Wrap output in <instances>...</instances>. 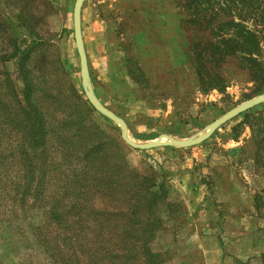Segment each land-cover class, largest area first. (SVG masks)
<instances>
[{"label":"rangeland","instance_id":"rangeland-1","mask_svg":"<svg viewBox=\"0 0 264 264\" xmlns=\"http://www.w3.org/2000/svg\"><path fill=\"white\" fill-rule=\"evenodd\" d=\"M73 2L0 0V264H262L264 175L253 159L251 118L236 115L185 148H130L118 126L90 111L82 94ZM181 16L173 0L81 3L89 87L137 142L194 138L264 92V83L244 71L233 74L229 63L219 70L231 71L226 86L201 89L185 56ZM22 34L33 46L24 75L16 59L2 60ZM21 76L45 114L41 146L20 114ZM254 106L250 116L264 113V102ZM99 140L107 149L96 147ZM90 145L92 163L104 152L133 172L112 170L105 176L109 186L98 184V192L82 167ZM148 169L155 179L144 174ZM148 178L162 182L166 200L180 210L159 205L152 215L154 207L142 205ZM156 215L159 226L147 244L154 262L142 255L140 239Z\"/></svg>","mask_w":264,"mask_h":264},{"label":"trees","instance_id":"trees-1","mask_svg":"<svg viewBox=\"0 0 264 264\" xmlns=\"http://www.w3.org/2000/svg\"><path fill=\"white\" fill-rule=\"evenodd\" d=\"M173 1L175 7L182 14L180 29L183 38L186 40L188 49L185 56L193 68L201 89H220L226 86L233 70L237 71L236 74L239 71H244L250 80L264 83V0ZM25 36L22 34L19 43L17 42L18 44L16 43L17 45L6 56L2 57L4 61L12 58L16 59L18 72L21 75L26 73L24 70L26 61L33 50L32 44L30 45L26 42ZM227 63L232 66V70L220 74L219 70L223 68V64ZM21 78L23 86L20 94L24 104L20 107V114L22 115L24 125L27 122L30 133L36 136V144L41 146L45 144L42 137L44 138L47 133L45 114L35 106L34 102H31L33 100L30 97V88L27 80L24 76H21ZM27 108L29 109L26 110ZM89 108L90 111H95L90 105ZM254 108L255 106H252L238 115H241L245 120L248 118L253 119L247 121V123L251 122L249 127H251L250 139L253 146V159L257 166L262 169L264 175V113L259 112L250 116L247 112L254 110ZM23 114L28 117L24 118ZM85 131L86 134L89 133L88 128H85ZM77 139L85 140V137ZM107 144V142L99 140L96 147L98 149H107ZM164 147L172 148L169 146ZM94 149L95 147L90 145L89 152L82 154L84 160V166L82 164V167H84L83 172L89 174L86 177L97 182L94 184V187L98 192L100 191L98 184H107L109 186V180L105 176L111 173L112 170L120 173V175L126 172H133L123 160L117 161L110 155L106 156L104 152L98 154V157H101L99 163L95 161L92 163L90 155ZM117 149L119 150L118 147ZM82 156L79 158L81 161ZM42 159L45 161L46 157L43 156ZM79 165L81 166V163ZM105 165L107 166L105 167ZM147 171L144 174L150 173L154 179L156 178V173H153L149 169ZM72 179L73 183L77 182V180H74V177ZM154 179L148 178L147 182L144 179L141 180V183H147L146 189H144L146 192L143 199L144 204L142 205L147 210L150 207H154L152 215L154 212L157 214V207L159 205L166 212L180 210L177 201L166 200V193L162 190V182L155 185ZM154 187L155 190L153 189ZM260 202L261 200H257L255 206L257 211H260ZM261 210L264 211V207H261ZM52 215L55 220H59L61 216L56 210L52 211ZM159 221L160 219L157 215L156 221H148L145 228V236L140 239L142 255L145 259H151V261H154V255L147 248V244L152 239L153 231L159 226ZM56 253L59 254L58 252ZM52 255L55 254L53 253ZM261 257L262 264H264V254ZM61 261L64 263L63 258H61Z\"/></svg>","mask_w":264,"mask_h":264},{"label":"water","instance_id":"water-1","mask_svg":"<svg viewBox=\"0 0 264 264\" xmlns=\"http://www.w3.org/2000/svg\"><path fill=\"white\" fill-rule=\"evenodd\" d=\"M83 0H74L72 5V38L73 44L75 48V52L78 58V66H79V77H80V86L81 90L84 94V97L88 101V103L92 106V108L107 118L111 122L115 123L119 128V136L121 140L130 148L138 149V150H148L155 147L162 146H172L185 148L191 145H195L205 140L210 136V134L215 130L218 126L231 119L232 117L238 115L240 112L251 108L254 105H257L261 102H264V92L259 95L254 96L248 100H245L231 109L227 110L219 117L210 122L205 130L199 134L198 136L186 139V140H178L168 135H163L165 140H161L160 137L155 139H150L144 142H137L134 138H131L128 135V131L125 125V122L122 118L114 114L112 111L103 106L99 100L93 95L89 84H88V70L86 64V57L84 53V48L82 44L81 34H80V7Z\"/></svg>","mask_w":264,"mask_h":264},{"label":"bare ground","instance_id":"bare-ground-1","mask_svg":"<svg viewBox=\"0 0 264 264\" xmlns=\"http://www.w3.org/2000/svg\"><path fill=\"white\" fill-rule=\"evenodd\" d=\"M162 138H163V137H160L161 140H163ZM164 140H165V139H164Z\"/></svg>","mask_w":264,"mask_h":264},{"label":"crops","instance_id":"crops-1","mask_svg":"<svg viewBox=\"0 0 264 264\" xmlns=\"http://www.w3.org/2000/svg\"><path fill=\"white\" fill-rule=\"evenodd\" d=\"M162 147H164V146H162Z\"/></svg>","mask_w":264,"mask_h":264}]
</instances>
